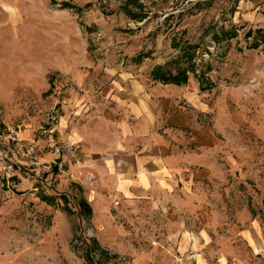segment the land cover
Instances as JSON below:
<instances>
[{
  "label": "rangeland",
  "instance_id": "374dc122",
  "mask_svg": "<svg viewBox=\"0 0 264 264\" xmlns=\"http://www.w3.org/2000/svg\"><path fill=\"white\" fill-rule=\"evenodd\" d=\"M222 28L236 36L218 43ZM257 30L264 31V0H0L1 129L44 138L45 114L59 93L62 108L73 73L92 72L114 55L123 66L147 59L176 73L187 51L194 56L188 78L212 103L192 117L214 132L222 168L209 205L181 210L173 200L155 208L145 197L126 203L94 173L95 186L86 185L88 169L79 176L67 165L76 181L64 173L43 180L18 166L39 201L12 205L2 196L0 264H86L72 242L81 233L119 256L111 264H264V44L252 46ZM0 181L6 191L18 185L17 175L14 186Z\"/></svg>",
  "mask_w": 264,
  "mask_h": 264
},
{
  "label": "crops",
  "instance_id": "0c3cea01",
  "mask_svg": "<svg viewBox=\"0 0 264 264\" xmlns=\"http://www.w3.org/2000/svg\"><path fill=\"white\" fill-rule=\"evenodd\" d=\"M156 66L147 59L123 66L114 55L92 72L73 73L56 136L76 145L82 167L126 203L145 197L151 208L171 200L181 210L209 205L207 196L220 190L215 179L218 168L222 170L221 145L211 127L192 113L206 112L212 103L194 75L182 85L165 84L152 76ZM19 135L31 143L46 141L33 130ZM67 165L78 170L71 161ZM20 173L14 190H3L0 181V204L3 195L12 205L33 207L39 201L28 191L36 188L34 182ZM253 243L262 246L257 239Z\"/></svg>",
  "mask_w": 264,
  "mask_h": 264
},
{
  "label": "built area",
  "instance_id": "2783aa9c",
  "mask_svg": "<svg viewBox=\"0 0 264 264\" xmlns=\"http://www.w3.org/2000/svg\"><path fill=\"white\" fill-rule=\"evenodd\" d=\"M60 93L54 99L52 107L46 112V125L41 129V136L46 140L42 144L31 143L19 135V130L13 127L0 128V176L7 186L15 185L18 166L24 167L40 179H53L64 173L70 180L76 181L75 172L65 169L67 163L78 167L81 160L78 157L79 148L56 136L57 124L61 113ZM51 157L49 161L43 159ZM78 168L77 175L82 176ZM96 178L93 174L85 177L86 185L95 186ZM38 190V188H36Z\"/></svg>",
  "mask_w": 264,
  "mask_h": 264
},
{
  "label": "trees",
  "instance_id": "16d2710c",
  "mask_svg": "<svg viewBox=\"0 0 264 264\" xmlns=\"http://www.w3.org/2000/svg\"><path fill=\"white\" fill-rule=\"evenodd\" d=\"M125 9L128 14L132 12L129 10L130 4L125 5ZM135 19H143L142 16H134ZM255 43L252 44L253 47H258L259 43L264 44V31L257 30L255 31ZM253 32L250 30L247 33V36L250 38L252 37ZM236 34L233 32H228L222 28L219 32V35H216L217 42L220 43L221 39H230L234 38ZM186 59L188 62V67H182L181 62ZM194 56H190L187 51H184L183 56L179 58L175 62L178 66V70L176 73H173L172 70L166 68L165 66H156L152 72V76L155 80L161 81L165 84H175V85H182L188 82V72L194 71V64H193ZM81 206L83 207L84 211L88 215H92V208L91 206L84 200L81 201ZM74 247L77 251H79L84 258L86 264H111L114 260H118V255H111L107 251L103 250L100 247L99 242L96 239L88 238L84 233L76 234L73 239Z\"/></svg>",
  "mask_w": 264,
  "mask_h": 264
},
{
  "label": "bare ground",
  "instance_id": "6f19581e",
  "mask_svg": "<svg viewBox=\"0 0 264 264\" xmlns=\"http://www.w3.org/2000/svg\"><path fill=\"white\" fill-rule=\"evenodd\" d=\"M82 167V165H79L77 168H81Z\"/></svg>",
  "mask_w": 264,
  "mask_h": 264
}]
</instances>
